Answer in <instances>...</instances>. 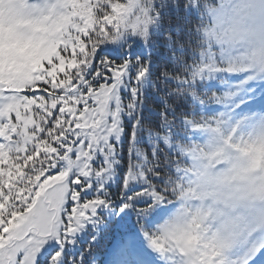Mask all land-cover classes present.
<instances>
[{
	"label": "snow or ice",
	"instance_id": "1",
	"mask_svg": "<svg viewBox=\"0 0 264 264\" xmlns=\"http://www.w3.org/2000/svg\"><path fill=\"white\" fill-rule=\"evenodd\" d=\"M5 11L0 264H264V75L212 40L264 0Z\"/></svg>",
	"mask_w": 264,
	"mask_h": 264
},
{
	"label": "clouds",
	"instance_id": "2",
	"mask_svg": "<svg viewBox=\"0 0 264 264\" xmlns=\"http://www.w3.org/2000/svg\"><path fill=\"white\" fill-rule=\"evenodd\" d=\"M5 5V8H9ZM15 7V6H11ZM24 20V17L16 12L5 11L2 14V22L5 28L9 26H18ZM213 43L217 46L221 44L226 48H231L236 57V63H247L254 74L264 75V22L253 23L251 29L242 32L241 34H228L220 36L219 39L212 37ZM229 133L225 128H220L216 132L217 138H224ZM178 211L190 212V208H185L182 204L179 205Z\"/></svg>",
	"mask_w": 264,
	"mask_h": 264
},
{
	"label": "trees",
	"instance_id": "3",
	"mask_svg": "<svg viewBox=\"0 0 264 264\" xmlns=\"http://www.w3.org/2000/svg\"><path fill=\"white\" fill-rule=\"evenodd\" d=\"M194 19H195L196 21H198L199 16L196 15ZM169 55H172V54L169 53ZM177 55H179V52L177 53ZM190 55H191V53L189 52V54H188V58H189V60H190ZM170 86H171V87H174L175 85L173 84V85H170ZM150 106H151V105H150ZM145 148L147 149V143H145Z\"/></svg>",
	"mask_w": 264,
	"mask_h": 264
},
{
	"label": "rangeland",
	"instance_id": "4",
	"mask_svg": "<svg viewBox=\"0 0 264 264\" xmlns=\"http://www.w3.org/2000/svg\"><path fill=\"white\" fill-rule=\"evenodd\" d=\"M235 80H238L239 79V77L238 76H235V78H234Z\"/></svg>",
	"mask_w": 264,
	"mask_h": 264
}]
</instances>
